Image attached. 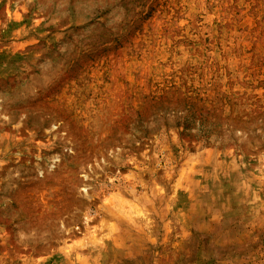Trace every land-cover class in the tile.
Listing matches in <instances>:
<instances>
[{
	"label": "rangeland",
	"instance_id": "obj_1",
	"mask_svg": "<svg viewBox=\"0 0 264 264\" xmlns=\"http://www.w3.org/2000/svg\"><path fill=\"white\" fill-rule=\"evenodd\" d=\"M0 264H264V0H0Z\"/></svg>",
	"mask_w": 264,
	"mask_h": 264
}]
</instances>
